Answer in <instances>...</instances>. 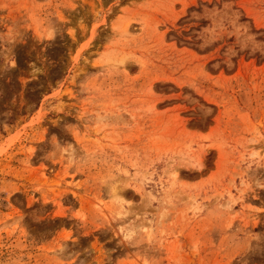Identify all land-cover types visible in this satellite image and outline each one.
Returning <instances> with one entry per match:
<instances>
[{
  "label": "rangeland",
  "instance_id": "rangeland-1",
  "mask_svg": "<svg viewBox=\"0 0 264 264\" xmlns=\"http://www.w3.org/2000/svg\"><path fill=\"white\" fill-rule=\"evenodd\" d=\"M0 264H264V0H0Z\"/></svg>",
  "mask_w": 264,
  "mask_h": 264
}]
</instances>
